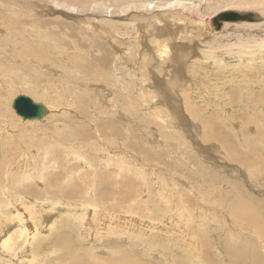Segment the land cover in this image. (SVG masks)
Here are the masks:
<instances>
[{
    "label": "rangeland",
    "instance_id": "rangeland-1",
    "mask_svg": "<svg viewBox=\"0 0 264 264\" xmlns=\"http://www.w3.org/2000/svg\"><path fill=\"white\" fill-rule=\"evenodd\" d=\"M233 10L264 16V0H0V24L11 22L21 36L17 40L11 30L0 26L1 42L21 43L16 47L18 53L0 45V224H10L8 235L12 237L10 253L0 245V264H26L23 256L30 259L28 264H61L53 260L60 252H53L55 240L49 238L48 227L43 229V239L23 227L31 223L32 216L53 211L65 224L55 233L74 238L68 221L83 216L91 219L82 212L88 202L97 208V222L105 216L125 219L127 230L117 238L116 232L79 226L81 239L87 241V246H81L89 250L86 253L97 254L109 238V253L123 250L125 256L142 257L145 264H264V47H250L257 36L256 40L264 42V35L256 33L250 38L245 28L226 30L227 23H213ZM260 28L264 30L262 25L255 32ZM223 30L227 31L225 38L214 41L216 35L213 39L212 35ZM22 47L29 50V56L41 50L42 61L25 57ZM53 50L59 51L55 61L51 60ZM202 52L207 54L203 57ZM74 59L80 62L75 64ZM106 59L105 73L110 72L109 80L114 82L105 96H101L103 84L93 87L96 96L83 87L90 84L84 68L90 65L96 71ZM116 61L120 63L115 65ZM70 70L81 76H73ZM117 79L122 83L115 84ZM199 82L208 88H201ZM50 83L64 93L54 106L51 96L37 91ZM154 85L158 87L154 89ZM143 87L146 93L141 95ZM19 96L43 104L49 114L31 121L34 124L24 121L12 107ZM151 98L157 102L141 105ZM120 99L123 104L118 103ZM192 103L198 107L192 108ZM101 104L110 111L116 109V115L102 113ZM108 125L119 135L101 134L97 139L94 129L105 126L108 131ZM82 129L88 134L73 141L76 131ZM69 143L74 146L70 148ZM119 156L125 157V165ZM99 172H109L108 179ZM6 174L9 183L4 182ZM123 179L125 186L117 190L116 182ZM95 181L103 182L102 189L95 190ZM74 185L80 187L77 192ZM2 189L8 190L5 195ZM60 191L71 195L60 200L69 208L63 207L64 213L57 212L53 200ZM12 195L35 201V213L30 215L33 208L26 210L20 199L10 208L6 203L13 200ZM96 195L102 196L100 202L92 201ZM104 195L112 199L108 201ZM16 210L18 224L12 221ZM169 223L173 232L167 229ZM51 252L53 257L47 255Z\"/></svg>",
    "mask_w": 264,
    "mask_h": 264
},
{
    "label": "bare ground",
    "instance_id": "bare-ground-1",
    "mask_svg": "<svg viewBox=\"0 0 264 264\" xmlns=\"http://www.w3.org/2000/svg\"><path fill=\"white\" fill-rule=\"evenodd\" d=\"M226 1V0H225ZM232 1V0H231ZM34 2V1H33ZM53 2V1H52ZM57 2V1H56ZM223 3V2H222ZM224 3H226V2H224ZM193 4V3H192ZM256 4V3H255ZM47 5V4H46ZM75 5V4H74ZM168 6H170V5H168ZM182 6V5H181ZM184 6V5H183ZM4 7V6H3ZM42 7V6H41ZM171 7V6H170ZM178 7H180V6H178ZM48 8V7H47ZM71 8L72 9H76V6H71ZM41 9V8H40ZM39 9V10H40ZM70 9V8H69ZM175 9V8H174ZM237 9H239V8H237ZM20 10V9H19ZM192 10V9H191ZM190 10V11H191ZM21 11V10H20ZM160 11V10H159ZM165 11V10H164ZM221 11V10H220ZM228 11V10H227ZM246 11V10H245ZM134 12V11H133ZM181 12V11H180ZM180 12H178V13H180ZM234 13V14H229V15H221V17H222V19H220V20H214L213 21V23L215 24V25H222L223 23H227V24H225V25H227L226 26V30L228 29V27L230 28L231 26L232 27H238L237 29L238 30H240L241 28H245L246 29V32H248V33H250V34H247V36L248 37H252L253 36V34H255V35H257L256 33H258V35H264V33H263V31L264 30H262L261 28H260V31L259 32H255L256 31V29L259 27V26H262L263 25V27H264V16H260L258 13H255V12H249V13H247V12H242V11H235V10H233V11H229V12H225V13ZM156 13V12H155ZM194 13V12H193ZM202 13V12H201ZM200 13V14H201ZM242 13H247V14H242ZM176 14V13H175ZM224 14V13H223ZM5 15V14H4ZM9 15V14H8ZM77 15V14H76ZM172 15H174V14H172ZM12 16V15H11ZM139 16V15H138ZM168 16V15H167ZM190 16H192V15H190ZM195 16V15H194ZM240 16H244V18L243 19H241L240 18ZM28 17V16H27ZM44 17H45V15H44ZM158 17V16H157ZM206 17V16H205ZM205 17L204 18H202L203 19V21L201 22V23H204L205 22ZM227 17V18H226ZM29 18V17H28ZM201 18V17H200ZM135 19V18H134ZM152 19V18H151ZM154 19V18H153ZM152 19V20H153ZM223 19H225L226 21H228V22H223ZM147 20V19H146ZM156 20V19H155ZM195 20H196V18H195ZM105 21V20H104ZM170 21V20H169ZM177 21V20H176ZM155 22V21H154ZM101 23V22H100ZM107 23V22H106ZM181 23V22H180ZM22 24V23H21ZM144 24V23H143ZM145 25V24H144ZM182 25V24H181ZM183 25H185V23L183 24ZM206 25L208 26L209 25V21L207 20V22H206ZM0 26H4V27H7V29L8 30H11L12 31V34L14 35V37L18 40V39H20V32L18 33V32H15V29H14V24H12L11 22H9V23H7V22H5L4 20L1 22V24H0ZM24 26V25H23ZM39 26V25H38ZM152 27V26H151ZM179 27V26H178ZM224 27V26H223ZM155 28V27H154ZM17 29V28H16ZM38 29V28H37ZM205 29V28H204ZM209 29V28H208ZM254 29V30H253ZM3 30V29H2ZM199 30H201V29H199ZM203 30V29H202ZM210 30V29H209ZM224 31L222 34H220L219 35V33L221 32H215L213 35H212V39H213V36L214 35H216V37H215V39H214V41L216 40L217 41V39L218 38H221V37H224L225 36V32H227V31ZM4 31V30H3ZM17 31H19V30H17ZM152 31V30H151ZM200 32V31H199ZM206 33V32H205ZM246 34V33H245ZM22 35V34H21ZM119 35V34H118ZM198 35V34H197ZM207 35V34H206ZM140 36V35H139ZM147 36V35H146ZM244 36V35H243ZM246 36V35H245ZM241 37V36H240ZM255 37V36H254ZM258 37V36H257ZM257 37H256V39H257ZM264 37V36H263ZM34 38V37H33ZM225 38V37H224ZM243 38H245L246 39V37H243ZM253 38V37H252ZM31 39V38H30ZM137 39V38H136ZM238 39V38H237ZM248 39V38H247ZM254 40L253 39V44L252 45H254V46H250L251 48H253V47H256V46H259V47H264V42L262 41V42H260V41H258V40ZM260 39H261V37H260ZM140 40V39H139ZM209 40V39H208ZM232 40V39H231ZM240 40V39H239ZM261 40H263V39H261ZM195 41V40H194ZM201 41V40H200ZM9 42H11V41H9ZM40 42V41H39ZM131 42V41H130ZM223 42H225V41H223ZM23 43V42H22ZM194 43V42H193ZM202 43V42H201ZM215 43V42H214ZM222 43V42H221ZM220 43V45H223V44H221ZM249 43V42H248ZM20 41H14V42H12V43H3V42H1L0 41V45H4V46H6V47H9V48H12V49H15L16 50V52H17V49H16V47L18 48V46H20ZM33 44V43H32ZM136 44V43H135ZM195 44V43H194ZM208 44V43H207ZM226 44H228V42L226 43ZM251 44V43H250ZM203 46H205V44H202ZM202 45H198L199 47H200V49H202L201 48V46ZM217 45V44H216ZM218 45H219V43H218ZM229 45V44H228ZM244 45H245V43H244ZM197 46V45H196ZM196 46H195V48H196ZM202 46V47H203ZM224 46V45H223ZM53 47V46H52ZM194 47V46H193ZM209 47V46H208ZM210 47H211V45H210ZM227 47V46H226ZM246 47H248V46H246ZM136 48H138V47H136ZM194 48V49H195ZM207 47H205V49H206ZM230 48H232V47H230ZM229 48V49H230ZM22 49V52H23V55L25 56V57H34L35 59L34 60H39V61H42L41 60V58H39V57H43V55H42V53H41V50L40 51H38L37 53H34L33 54V56L31 55V56H29V54H28V49H25L24 47H22L21 48ZM40 49V48H39ZM59 49V48H58ZM131 49V48H130ZM199 49V48H198ZM210 49V48H209ZM227 50H228V48H226ZM225 49V50H226ZM138 50V49H137ZM224 50V49H223ZM226 50V51H227ZM42 51H43V48H42ZM196 52H198L197 51V49L195 50ZM45 52V51H44ZM43 52V53H44ZM49 52V51H48ZM53 52V59H51V60H53V61H55V59L59 56V54H58V52L59 51H52ZM18 53V52H17ZM205 53L206 52H202L201 53V55H203V57L205 56ZM219 53H221V51L219 52ZM223 53V52H222ZM225 53V52H224ZM47 54V53H46ZM192 54V53H191ZM199 54H200V52H199ZM207 54V53H206ZM22 55V54H21ZM52 55V54H51ZM225 55H227V54H225ZM260 55V54H259ZM262 55V54H261ZM24 56H22V58L24 57ZM193 56H194V54H193ZM192 56V57H193ZM207 56V55H206ZM221 56V55H220ZM224 56V55H223ZM264 56V55H263ZM21 57V56H20ZM128 57V56H127ZM138 57V56H137ZM162 57V56H161ZM196 57H197V55H196ZM199 57V56H198ZM225 57V56H224ZM253 57V56H252ZM255 57V56H254ZM207 58H208V56H207ZM248 58H250V56L248 57ZM262 58V57H261ZM194 59V58H193ZM199 59H201V57L199 58ZM210 59V58H209ZM262 59H264V57L262 58ZM75 60V64H78L80 61H77L76 59H74ZM79 60V59H78ZM202 60V59H201ZM205 60V59H204ZM253 60V59H252ZM255 60V59H254ZM258 60H259V57H258ZM181 61V60H180ZM196 61V60H195ZM205 63H206V60L204 61ZM212 62V61H211ZM120 62H118V61H116V63H115V65L116 64H119ZM211 64V63H210ZM251 64V63H250ZM261 64V63H260ZM263 64V63H262ZM147 65V64H146ZM178 65V64H177ZM202 65V64H201ZM203 65H206V64H203ZM258 65V64H257ZM107 66V59L104 61L103 60V62H102V64H101V67H99V69L98 70H96V71H94V70H90V65H88V66H86L85 68H84V71L86 72L85 73V75L89 78L88 79V81L90 82V84H88V85H84L83 87H85V90H91V91H89V92H94L95 94H96V96L97 95H99V94H97V92L95 91V89H93V87H96L97 86V84H98V86L99 85H102L103 84V95H101V96H105L110 90H111V85H113V82L112 81H110L109 79H111V76L109 75L110 74V72H109V74H106L105 72V70H104V68H107L106 67ZM159 66V65H158ZM208 66H209V64H208ZM220 66V65H219ZM263 66H264V64H263ZM119 67V66H118ZM201 67V66H200ZM206 67H207V65H206ZM211 67V66H210ZM217 67V66H216ZM247 67V66H246ZM212 68V67H211ZM152 69V68H151ZM202 69H203V67H202ZM201 69V70H202ZM219 69V68H218ZM90 70V72H88ZM204 70V69H203ZM202 70V71H203ZM209 70V69H208ZM216 70H217V68H216ZM205 71H207V69L205 70ZM221 71V70H220ZM223 71V70H222ZM225 71V70H224ZM223 71V72H224ZM255 71V70H254ZM70 72L73 74V76H75V77H80L81 76V74L79 73V72H77V71H75V70H70ZM107 72V73H108ZM136 72V71H135ZM208 72V71H207ZM209 72H211V69H210V71ZM214 72V70L212 71V73ZM222 72V73H223ZM260 72H262V71H260ZM36 73V72H35ZM127 73V72H126ZM146 73V72H145ZM199 73H200V71H199ZM203 73V72H202ZM215 73V72H214ZM217 73H218V71H217ZM220 73V72H219ZM218 73V74H219ZM221 73V74H222ZM264 73V72H263ZM115 74V73H114ZM147 74V73H146ZM204 74V73H203ZM233 74V73H232ZM257 74V73H256ZM120 75V74H119ZM124 75V74H123ZM136 75H137V72H136ZM148 75V74H147ZM225 75V74H224ZM223 75V76H224ZM227 75V74H226ZM264 75V74H263ZM116 76V75H115ZM199 77H201L200 75H198ZM206 76V75H205ZM204 76V77H205ZM216 76V75H215ZM121 77V76H120ZM139 77V76H138ZM147 77V76H146ZM158 77H159V75H158ZM165 77V76H164ZM203 77V78H204ZM207 77H208V74H207ZM206 77V78H207ZM250 77V76H249ZM144 78V77H143ZM142 78V79H143ZM188 78V77H187ZM237 78V77H236ZM264 78V77H263ZM121 79H124L125 80V76H122L121 77ZM121 79H117L116 81H115V84H117V83H122L120 80ZM160 79V78H159ZM174 79V78H173ZM201 79V78H200ZM219 79V78H218ZM228 79V78H227ZM124 80H123V82H124ZM149 80H150V78H149ZM151 80H152V78H151ZM208 80H209V78H208ZM144 81H146V80H144ZM142 82V85L144 86V87H147V85L145 84V82ZM157 81V80H156ZM160 81H161V79L159 80V83H160ZM197 81V80H196ZM201 81V80H200ZM205 81V80H204ZM97 82V83H96ZM150 82V81H149ZM152 82H154V81H152ZM218 82V81H217ZM198 83V82H197ZM200 83V82H199ZM37 84H39V83H37ZM147 84H149V83H147ZM152 84V83H151ZM118 85V84H117ZM130 85V84H129ZM129 85H128V87H129ZM190 85V84H189ZM200 85H201V88H203V87H205L206 88V85L205 84H201L200 83ZM202 85H204L203 87H202ZM122 86H123V84H122ZM125 86V85H124ZM197 86V85H196ZM195 86V87H196ZM219 86V85H218ZM223 86V85H222ZM144 87L141 89V95H143V94H145L144 93ZM158 86L157 85H154V89H156ZM3 88H5V87H3ZM123 88V87H122ZM131 88V87H130ZM151 88H153V87H151ZM201 88H198V89H201ZM207 88H208V86H207ZM206 88V89H207ZM210 88V87H209ZM7 89H9V88H5V90H7ZM113 89H115V88H113ZM179 89V88H178ZM193 89V88H192ZM196 89V88H195ZM194 89V90H195ZM4 90V89H3ZM129 90V89H128ZM135 90H137V88H135ZM168 90V89H167ZM244 90V89H243ZM37 91L39 92H41L40 94L41 95H43V96H51V102H53V106H54V101L57 99V97L58 96H61V95H63L64 93H63V89H59V88H57V86L56 85H53V84H49V86H47V87H43V86H41L40 88H38L37 89ZM122 91V90H121ZM130 91V90H129ZM134 91V88H132V92ZM159 93L160 92H162L163 90H160L159 91V89L157 90ZM184 91V90H183ZM191 91V90H190ZM135 92V91H134ZM133 92V93H134ZM156 92V91H155ZM185 92V91H184ZM194 91L192 90V93H193ZM200 92H201V90H200ZM131 93V92H130ZM183 93V92H182ZM196 93V92H195ZM37 94H39V93H37ZM152 94V93H151ZM234 94H236V93H233L232 95H234ZM116 95V94H115ZM118 95V94H117ZM154 95V94H153ZM157 95V94H156ZM159 95V94H158ZM164 95V94H163ZM171 95V94H170ZM191 94H189V96H190ZM196 95V94H195ZM96 96H94V99H95V97ZM114 96V95H113ZM120 96V95H119ZM187 96V95H186ZM155 97V96H154ZM161 97V96H160ZM186 98H189L188 96L186 97ZM185 98V99H186ZM191 98V97H190ZM94 99H93V102H92V104L94 103ZM102 99V98H101ZM119 99V98H118ZM154 99H156V98H154ZM162 99V98H161ZM67 100L69 101L70 100V97H67ZM104 100V99H103ZM109 100V99H108ZM112 100H113V97H112ZM123 100L124 99H120L119 100V104H123ZM151 100L152 101H150V100H145V102H142L141 103V105L143 104V103H145V105H148V107H149V105L150 104H155L157 101H153V99L151 98ZM164 100V99H163ZM192 100V99H191ZM108 102H110V101H108ZM126 102V101H125ZM192 102V101H191ZM115 103V102H114ZM140 103V102H139ZM50 104V103H49ZM110 104V103H109ZM116 104V103H115ZM124 104H126V103H124ZM127 104H129V103H127ZM194 103H192V105H193ZM254 104V103H253ZM95 105V104H94ZM103 107H102V113H104V112H106L107 111V114L109 115V116H115L116 115V109H114L113 110V108H112V111H110V110H108V108H107V106L105 107V104H101ZM113 105V104H112ZM191 105V104H190ZM195 105H197V104H195ZM255 105V104H254ZM51 106V105H50ZM157 106V105H156ZM185 106H187V105H185ZM116 107H118V104L115 106V108ZM189 108H190V106H188ZM195 106L193 105V107L192 108H194ZM198 107V106H197ZM197 107H195V109L197 108ZM258 107V106H257ZM260 107V106H259ZM166 109V108H165ZM170 109V108H169ZM191 109V108H190ZM194 110V109H193ZM202 111V110H201ZM196 112V111H195ZM194 112V113H195ZM198 113V112H197ZM202 113V112H201ZM200 113V114H201ZM193 114V113H192ZM120 115V114H119ZM203 115V114H202ZM121 116H123V114L121 115ZM134 116V115H133ZM161 116V115H160ZM193 116V115H192ZM204 116V115H203ZM202 116V117H203ZM117 117V116H116ZM125 117V116H124ZM170 117V116H169ZM187 117H188V115H187ZM197 117V116H196ZM192 118V117H191ZM264 118V117H263ZM193 119H196V118H193ZM198 119V118H197ZM15 120V119H14ZM16 121V120H15ZM36 121V120H35ZM195 121V120H194ZM9 122V121H8ZM17 122V121H16ZM31 122V121H30ZM10 123H12V121H10ZM31 123H35V122H31ZM235 123V122H234ZM27 124V123H26ZM164 124V123H163ZM8 125V124H7ZM6 125V126H7ZM115 125H116V123H115ZM202 125V124H201ZM16 126V125H15ZM8 127V126H7ZM32 127H34V126H32ZM202 127V126H201ZM27 128V127H26ZM58 128V127H57ZM61 128V127H60ZM36 129V128H35ZM3 130V129H2ZM8 130V129H7ZM12 130V129H11ZM29 130V129H28ZM60 130H62V129H60ZM1 131V130H0ZM36 131V130H35ZM68 132L69 130H64V132ZM91 132V130L89 131V133ZM116 134L117 136L119 135V131L118 130H116L115 128H114V126H112V125H108V131H107V127H102L101 128V130H99L98 128H95L94 129V134H95V136L97 137V139L100 137L99 135H101L102 134V136L103 135H106V137L107 136H109V135H112V134ZM121 133V132H120ZM6 134V133H5ZM8 134V133H7ZM32 134V133H31ZM88 134V132L86 131V130H78V131H76V134H75V136H74V138H73V141H75V140H77L78 141V138L76 137V136H78V137H84L85 135H87ZM29 135V134H28ZM122 135V134H121ZM128 135V134H127ZM6 136V135H5ZM4 136V137H5ZM30 136V135H29ZM13 137V136H12ZM38 137V136H37ZM125 137V136H124ZM16 138V137H15ZM27 138V137H26ZM110 138V137H109ZM109 138H108V140H109ZM153 138V137H152ZM223 139V138H222ZM35 140V139H34ZM57 140H59L60 142H62L63 140H61V139H57ZM106 140V139H105ZM112 140V139H111ZM29 141V140H28ZM65 141V140H64ZM69 141V140H68ZM150 141V140H149ZM222 141V140H221ZM5 142V141H4ZM38 142H39V140H38ZM67 142V141H66ZM102 141H100V143H101ZM110 142V141H109ZM112 142H113V140H112ZM115 142V141H114ZM123 142V141H122ZM151 142V141H150ZM223 142H224V140H223ZM99 143V142H98ZM111 143V142H110ZM155 143V142H154ZM153 143V144H154ZM28 144V143H27ZM68 144V142L66 143V145ZM73 144V143H72ZM103 143H101V145H102ZM156 144V143H155ZM69 145H70V143H69ZM123 145H125V143L123 144ZM74 146V145H73ZM73 146H71L70 145V148L71 147H73ZM90 146V145H89ZM93 146V145H92ZM130 146V145H129ZM158 146V145H157ZM225 146H227V144L225 145ZM107 147V146H106ZM120 147V146H119ZM161 147V146H160ZM227 149H228V146L226 147ZM64 149V148H63ZM80 149V148H79ZM65 150V149H64ZM68 150H70V149H68ZM73 150H77V149H73ZM101 150V149H100ZM125 150V149H124ZM72 151V150H71ZM75 152V151H74ZM38 153H39V151H38ZM78 153V152H77ZM120 153V152H119ZM124 153V152H123ZM226 154V153H225ZM229 154V153H228ZM108 154H106V156H107ZM28 156V155H27ZM102 156V155H101ZM105 156V157H106ZM116 156V155H115ZM122 156H123V154H122ZM122 156H119L120 158L122 157ZM158 156V155H157ZM21 156H19L18 157V159L20 158ZM94 157V156H93ZM133 157V156H132ZM226 157H227V155H226ZM30 158H32V157H30ZM34 158V157H33ZM108 158V157H107ZM110 158V157H109ZM113 158H114V156H113ZM112 158V159H113ZM129 158V157H128ZM225 158V157H224ZM17 159V158H16ZM90 159V158H89ZM123 161L121 162L123 165H125V157H122L121 158ZM130 159V158H129ZM132 159H134V158H132ZM136 159V158H135ZM134 159V160H135ZM227 159H229V158H227ZM30 160H32V159H30ZM35 160V159H34ZM114 160V159H113ZM37 160H35V162H36ZM89 161H93V160H89ZM111 161V160H110ZM117 161V160H116ZM128 161V160H127ZM205 161V160H204ZM17 162V161H16ZM19 162V161H18ZM21 162V161H20ZM23 162V161H22ZM25 162V161H24ZM23 162V163H24ZM28 162V161H27ZM97 162H98V160H97ZM105 162H106V160H105ZM104 162V163H105ZM108 162V161H107ZM132 162V161H131ZM200 162V161H199ZM212 162V161H211ZM214 162V161H213ZM103 163V164H104ZM115 163V162H114ZM16 164V163H15ZM29 164V163H28ZM30 164H31V162H30ZM29 164V165H30ZM99 164V163H98ZM112 164V163H111ZM118 164V163H117ZM200 164V163H199ZM110 165V164H109ZM120 165V164H119ZM127 165V164H126ZM131 165V164H130ZM150 165V164H149ZM15 166V165H14ZM28 166V165H27ZM89 166V165H88ZM91 166V165H90ZM95 166V165H94ZM142 166H144V165H142ZM141 166V167H142ZM226 166V165H225ZM18 167V166H17ZM21 167V166H20ZM19 167V168H20ZM121 167V166H120ZM127 167V166H126ZM132 167V166H131ZM131 167H128V169L129 168H131ZM134 167V166H133ZM138 167V166H137ZM149 167V166H148ZM221 167V166H220ZM14 168H16V167H14ZM25 168V167H24ZM92 168V167H91ZM100 168H101V166H100ZM110 168H111V165H110ZM139 168V167H138ZM150 168V167H149ZM217 168V167H216ZM21 169H23V167L21 168ZM41 169H42V167H41ZM47 169V168H46ZM122 169L124 170V168L122 167ZM132 169V168H131ZM144 169H145V167H144ZM147 169V168H146ZM145 169V170H146ZM157 169V168H156ZM9 170V169H8ZM15 170V169H14ZM17 170V169H16ZM45 170V169H44ZM43 170V171H44ZM106 170V169H105ZM133 170H135L134 168H133ZM143 170V169H142ZM10 171H12V170H10ZM42 171V170H41ZM42 171V172H43ZM46 171V170H45ZM91 171V170H90ZM109 171V170H108ZM127 171V170H126ZM138 172V170H135V172ZM6 172H7V169H6ZM41 172V173H42ZM93 172V171H92ZM143 172V171H142ZM141 172V173H142ZM150 172H151V170H150ZM162 172V171H161ZM25 173V172H24ZM45 173H47V172H45ZM107 172H102V173H100L99 172V174H101V176H105V174H106ZM132 173H134L133 171H132ZM144 173V172H143ZM145 173H148L147 171H145ZM27 173H25V175H26ZM76 174V173H75ZM93 174V173H92ZM140 174V173H139ZM166 174V173H165ZM9 175H10V173H9ZM8 175V177H10ZM38 175H40L41 176V174H38ZM107 175V174H106ZM119 175H121V174H119ZM141 175V174H140ZM100 176V175H99ZM100 176V177H101ZM5 178H6V181L4 180V182L5 183H9V178H7V174L4 176ZM43 177H44V175H43ZM108 177H109V172H108V175L106 176V178L108 179ZM142 177V176H141ZM143 178H144V175H143ZM36 179V178H35ZM37 179H38V182H42V179H41V177L40 178H38L37 177ZM36 179V180H37ZM97 179V178H96ZM145 179V178H144ZM142 181V180H141ZM75 183V182H74ZM112 184H115V182L114 181H112L111 182ZM183 183V182H182ZM76 184V183H75ZM102 185H103V182H94V186H95V190H97L98 189V187L100 188V189H102ZM110 185V184H109ZM116 187H117V190H119V189H121L123 186H125V179H123V180H120V182H116ZM184 185V184H183ZM186 185V184H185ZM75 186V191L74 192H77L78 190H79V188L80 187H78V186H76V185H74ZM3 190V194L5 195L6 194V192L8 191H5L4 189H2ZM71 190V189H70ZM116 190V191H117ZM72 191V190H71ZM33 192V191H32ZM73 192V191H72ZM60 193H62V194H60L59 196L58 195H56L54 198H53V200L54 201H56L55 203H54V205H55V207L56 208H58V211L57 212H59V213H64L65 211H63V207H67V211H68V206L67 205H64V204H62L61 202H60V200H63L64 199V197L65 196H68V197H71V195H68V194H63V193H65L64 191H60ZM77 195H78V193H77ZM105 196V199H107L108 201H110V199H112V198H109L110 196H108V195H104ZM20 197V198H19ZM165 197H167V194H166V196ZM102 198V196H100V195H96L95 196V198L94 199H92V201L94 200V201H98V202H100L101 199ZM109 198V199H108ZM2 199H4V198H2ZM12 199L13 200H10V201H7V205L10 207V208H14L13 207V205H12V203H14V204H16V202H17V200L16 199H20V201L22 202V200H24V206L26 207V210L27 209H30V208H33V207H35L34 206V204L36 203L35 201H33V200H31L30 198H28V197H26V196H24V195H19V196H14V195H12ZM107 200H105V201H107ZM95 202V203H96ZM30 203V204H29ZM210 203V202H209ZM224 203V202H223ZM222 203V204H223ZM48 204H50V202H46L45 203V206L47 207V208H49V206H48ZM88 205L87 206H85V207H83V209H82V212H84V213H86V214H89L90 215V217H91V219H87L86 218V216H83V213H81V216H83V219H72L71 221H68L69 219H67V221L68 222H70V223H72V228L70 229V231L72 232V231H75V236H74V238H72V237H70V235H58V234H56L55 232H58L59 230L61 231V228H63L64 227V219H60V218H57L56 219V216H54L53 215V211H45V213L46 214H44V215H40L39 214V216L36 218V215H34V216H32L33 217V219H30L31 220V223L28 221L27 223H26V225L23 227V229L24 230H26L29 234H32L34 231L35 232H38V234L36 235V236H38V238H40V239H43V229H45L46 227H48L51 231H50V234L48 235L49 236V238L52 236V238L51 239H54L55 240V242H56V244H55V242L53 243L54 244V246H55V248H54V250H53V252H56V251H58V252H60V254L58 255V256H54V259L53 260H57L58 262H60L61 264H78V261H81L82 260V262L80 263V264H145V263H143V261H142V257L141 258H139V257H136V256H133V255H127V256H125V252L123 251V250H118V249H114V251H112V252H108L110 249H111V243H108L107 241H108V239L109 238H107V239H105V241H106V243L103 245V246H101L100 247V245L98 244V243H96L97 241H95V243L96 244H98V246L100 247L98 250H97V254H95V255H92V254H89V253H86V252H88V251H86V249H84L83 247H81V246H87V241L85 242V239H81L82 237L80 236V231H79V226H81L82 228H86V229H89V230H93V229H95L96 228V226H97V229L98 230H100V231H110V232H116V236H118L117 238H119V236L120 235H122V234H124L125 233V230H127L126 229V225H127V221H125V219H110L109 217H107V216H105V219H102L101 218V222L99 221V222H97L98 221V219H97V217L95 216V215H97L98 216V213H97V208H95V206H93L90 202H88L87 203ZM179 204V203H178ZM216 204V203H215ZM17 205V204H16ZM37 205V204H36ZM173 205V204H172ZM6 206V205H5ZM206 207V206H205ZM5 209V208H4ZM211 210V209H210ZM7 211V210H6ZM181 211V210H180ZM184 211V210H183ZM12 212H14V211H12ZM19 212V210H16V213H17V215H16V217H15V219H13L12 221H13V223L14 222H17V220H16V218L17 217H20V213H18ZM47 212L51 215V217L52 218H54V219H49V217H47L48 216V214H47ZM55 212V211H54ZM99 212V211H98ZM179 212V211H178ZM15 213V212H14ZM13 213V214H14ZM35 213V210H34V208H33V213L32 214H30V215H33ZM100 213V212H99ZM186 213V212H185ZM102 214H105V215H108V214H106V213H102ZM183 214H184V212H183ZM101 215V214H100ZM174 215V214H173ZM172 215V216H173ZM188 215V214H187ZM67 216H68V212H67ZM102 216V215H101ZM189 216H191V215H189ZM126 216H124V218H125ZM174 217V216H173ZM187 217V216H186ZM121 218V217H120ZM181 218V217H180ZM4 219H9V218H4ZM172 219V218H171ZM81 221H82V224H80L81 223ZM173 221V220H172ZM174 222V221H173ZM66 223V222H65ZM129 223V222H128ZM172 223V222H171ZM171 223H169L168 224V230L170 229L171 230V232H173L172 231V225H171ZM17 224H18V222H17ZM56 224L58 225V228L56 229ZM133 224V223H132ZM69 226V225H68ZM174 226V225H173ZM132 227V226H131ZM19 228V227H18ZM128 228V227H127ZM140 228V227H139ZM53 229H55L54 230V232H53ZM137 229V228H136ZM135 229V230H136ZM176 229H179V228H176ZM88 230V231H89ZM147 230V229H146ZM174 230V229H173ZM9 231H10V224H8V223H3V224H0V245H1V247H3V249L5 250V251H7V253H10L9 251H8V245L10 246V244L12 243V237L11 238H9V235H8V233H9ZM184 231H185V229H184ZM192 231V230H191ZM104 232H103V234H104ZM117 232H119V233H117ZM106 233V232H105ZM149 233V232H148ZM152 233V232H151ZM186 233V232H185ZM189 233V232H188ZM24 234V233H23ZM35 234V233H34ZM92 234V233H91ZM96 234V233H95ZM110 235V234H109ZM114 235V234H113ZM125 235V234H124ZM191 235V234H190ZM84 236V235H83ZM93 236V235H92ZM112 236V235H111ZM169 236V235H168ZM167 236V237H168ZM30 237H32L31 239L33 240V238H34V235H30ZM113 237H115V236H113ZM112 238V237H111ZM170 239V238H169ZM181 240V239H180ZM192 240V239H191ZM109 241H110V239H109ZM37 242H38V240H37ZM100 242H102V241H100ZM180 242V241H179ZM44 242L43 241H40L39 242V244H43ZM89 243V242H88ZM100 244H102V243H100ZM89 245V244H88ZM93 245H94V243H93ZM184 245V244H183ZM196 245V244H195ZM49 246H51V244L49 245ZM187 246V245H186ZM197 246V245H196ZM94 247V246H93ZM166 247V246H165ZM199 247V246H198ZM45 248L47 249V247L45 246ZM92 248V247H91ZM113 248V247H112ZM162 248V250L163 249H165V248H163V247H161ZM195 251V250H194ZM53 252H51V253H47V255L48 256H51V257H53L52 255L54 254ZM162 252V251H161ZM95 253V252H94ZM105 253V254H104ZM107 253V254H106ZM1 254V253H0ZM100 254H104V255H100ZM14 255H16V254H14ZM239 255V254H238ZM8 256V255H7ZM102 256H103V259H102ZM237 256V255H236ZM190 257V256H189ZM202 257V256H201ZM22 259H24L25 260V262H26V264H28V262H30V259L28 258V257H26V256H23V257H21ZM193 258V257H192ZM47 259H50V258H48L47 257ZM43 260L44 259H42L41 261L43 262ZM202 260V259H201ZM253 260V259H252ZM32 261V260H31ZM205 261H208V260H205ZM264 261V260H263ZM22 262V261H21ZM24 262V263H25ZM195 262V261H194ZM238 263H239V261H238ZM255 263V262H254Z\"/></svg>",
    "mask_w": 264,
    "mask_h": 264
},
{
    "label": "water",
    "instance_id": "water-1",
    "mask_svg": "<svg viewBox=\"0 0 264 264\" xmlns=\"http://www.w3.org/2000/svg\"><path fill=\"white\" fill-rule=\"evenodd\" d=\"M229 14L234 13H224L223 15ZM240 18L243 19L244 16H240ZM12 107L15 110L16 114L20 116L24 121L42 120L45 116L49 114V111L43 104L36 103L31 98L26 96L17 97L14 100Z\"/></svg>",
    "mask_w": 264,
    "mask_h": 264
}]
</instances>
